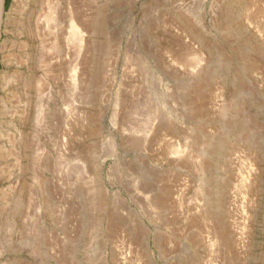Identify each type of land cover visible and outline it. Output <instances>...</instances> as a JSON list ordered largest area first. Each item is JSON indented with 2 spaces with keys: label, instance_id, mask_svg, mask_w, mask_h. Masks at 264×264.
Masks as SVG:
<instances>
[{
  "label": "rangeland",
  "instance_id": "374dc122",
  "mask_svg": "<svg viewBox=\"0 0 264 264\" xmlns=\"http://www.w3.org/2000/svg\"><path fill=\"white\" fill-rule=\"evenodd\" d=\"M84 9L65 166L55 137L48 192L31 197L32 174L0 159V221L18 197L42 210L29 215L31 247L0 222V264H264V93L227 106L217 79L199 94L196 0H84Z\"/></svg>",
  "mask_w": 264,
  "mask_h": 264
},
{
  "label": "bare ground",
  "instance_id": "6f19581e",
  "mask_svg": "<svg viewBox=\"0 0 264 264\" xmlns=\"http://www.w3.org/2000/svg\"><path fill=\"white\" fill-rule=\"evenodd\" d=\"M63 1L35 0L23 17L25 0H13L5 20L0 19V159L13 160L19 171L32 174L35 185L28 191L31 197L34 190L48 192L51 141L59 138L58 156L63 167L70 153L68 101L73 85H79L89 25L84 0H73L78 1L77 6L66 10ZM196 1L200 33L195 71L199 94H203L207 83L210 90L217 85L215 97L227 106L229 97L257 100L264 93V0ZM3 27L7 34L4 39ZM203 32L210 45L205 43ZM72 56L76 60L74 70ZM217 79L221 85H215ZM228 81L233 95L225 89ZM247 124L253 125L250 120ZM3 199L0 194V201ZM37 201H33V208L31 199L16 198L8 208L11 216L0 221L2 230L19 232L28 247L31 245L24 240L31 239L33 228L29 215H42Z\"/></svg>",
  "mask_w": 264,
  "mask_h": 264
},
{
  "label": "water",
  "instance_id": "95a60500",
  "mask_svg": "<svg viewBox=\"0 0 264 264\" xmlns=\"http://www.w3.org/2000/svg\"><path fill=\"white\" fill-rule=\"evenodd\" d=\"M6 9V0H0V19L4 16Z\"/></svg>",
  "mask_w": 264,
  "mask_h": 264
},
{
  "label": "trees",
  "instance_id": "16d2710c",
  "mask_svg": "<svg viewBox=\"0 0 264 264\" xmlns=\"http://www.w3.org/2000/svg\"><path fill=\"white\" fill-rule=\"evenodd\" d=\"M9 2H10V0H6V5L8 6V4H9ZM0 67H1V65H0Z\"/></svg>",
  "mask_w": 264,
  "mask_h": 264
}]
</instances>
